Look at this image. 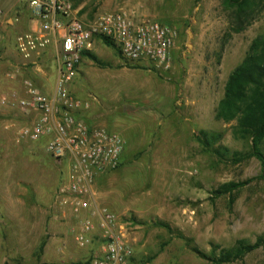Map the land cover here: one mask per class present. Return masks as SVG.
<instances>
[{"label": "rangeland", "instance_id": "1", "mask_svg": "<svg viewBox=\"0 0 264 264\" xmlns=\"http://www.w3.org/2000/svg\"><path fill=\"white\" fill-rule=\"evenodd\" d=\"M70 1L84 21L137 8L176 30L168 70L126 62L115 47L96 38L89 51L97 59L82 58L70 86L87 104L77 110L81 120L125 140L120 164L99 174L94 184L98 201L117 214L130 244L124 264H218L197 250L211 256L238 240L256 242L264 234L260 163L253 156L232 160L233 152L247 154L251 141L234 137L235 122L216 120L214 109L228 74L264 32V0H253L252 19L239 32L231 28L234 18L224 0ZM8 4L0 28V264H53L50 240L70 253L58 264H87L104 244L100 237L78 246L77 219L55 202L67 164L45 151L46 137L18 140L17 128L30 125L34 113L1 103L12 92L22 94L26 78L42 77L50 87L55 74L50 47L47 58L36 63L21 58L15 39L34 17L28 0ZM201 130L220 138L205 147L196 138ZM230 181L244 183L231 193L214 194ZM220 264H264V243Z\"/></svg>", "mask_w": 264, "mask_h": 264}, {"label": "built area", "instance_id": "2", "mask_svg": "<svg viewBox=\"0 0 264 264\" xmlns=\"http://www.w3.org/2000/svg\"><path fill=\"white\" fill-rule=\"evenodd\" d=\"M38 27L15 39L18 53L25 62L37 58L58 36L60 45L54 54L56 80L51 94L41 92L31 78L23 81L21 95L12 92L1 98L22 114L34 112L30 125L17 128V139L37 141L47 138L45 151L68 166L65 180L54 192L59 208H66L77 219L73 239L78 246L91 243V233L98 228L104 248L90 257L87 264H124L131 247L117 214L102 205L94 184L99 174L117 166L125 140L118 132L87 124L77 116L83 104L70 86L82 60L83 50H90L96 38L106 37L126 62L145 63L168 70L176 30L137 8L105 12L91 21L76 16L70 0H28ZM4 12L0 0V28Z\"/></svg>", "mask_w": 264, "mask_h": 264}, {"label": "trees", "instance_id": "3", "mask_svg": "<svg viewBox=\"0 0 264 264\" xmlns=\"http://www.w3.org/2000/svg\"><path fill=\"white\" fill-rule=\"evenodd\" d=\"M224 3L234 18L231 22L233 31L239 32L244 29L252 19L253 0H224ZM75 5L73 4V8ZM100 38L106 45L115 47L108 38ZM117 52L120 55L118 49ZM81 55L82 58L97 59L89 50H83ZM214 118L225 123L234 121L231 127L232 135L240 139H250L251 150L245 155L233 152L232 160L240 161L243 158L255 157L260 163L259 177L264 180V152L262 150L264 146V32L251 40L241 62L228 74L224 83L223 96L214 109ZM196 138L205 147H209L212 142L220 138V135L201 130ZM213 151L220 153L219 149H213ZM120 161L121 157L117 166ZM243 183L225 182L214 190V194L218 196L231 193ZM262 243H264V234L259 236L254 243L238 240L233 247L221 250L218 255L208 256L198 250L197 252L203 258L220 264L240 259ZM38 249H43V245L40 244Z\"/></svg>", "mask_w": 264, "mask_h": 264}, {"label": "crops", "instance_id": "4", "mask_svg": "<svg viewBox=\"0 0 264 264\" xmlns=\"http://www.w3.org/2000/svg\"><path fill=\"white\" fill-rule=\"evenodd\" d=\"M8 1L9 0H1V5H2V9H3V12H4V17H5V15L7 14V12H9V4H8ZM74 10L76 11V9L74 8ZM32 17H34V16H32ZM7 21H9V19H7ZM30 22L32 23H30V27H29V29H35L36 27H38V20L36 19V18H33L32 20H30ZM59 45H60V39H59V37L57 36L56 37V35H55V37L52 39V43L46 48V51L44 50L43 52V54H41L39 57H38V59L41 61L42 60V57H43V55H44V59H46L47 58V50H49V47L50 48H52V49H54V53H53V58L51 57V60H53V66H54V72H55V74H54V83H55V80H56V66H55V61H54V54H55V51H56V49L59 47ZM43 59V60H44ZM37 68L38 69H40L38 66H37ZM44 83H43V82ZM35 82V85L38 87V89L41 91V92H43V93H45V94H51L52 92H53V89H54V83H52L51 85H50V87H49V85H48V83H46V80H44V79H42V77H38V78H36V81H34ZM46 84H47V86H46ZM2 103V102H1ZM2 104H4V105H6V103H2ZM34 113V112H33ZM37 114L36 113H34V116H36ZM27 190V189H26ZM28 193V192H27ZM18 194H21V193H18ZM22 195V194H21ZM21 195H18V200H21ZM32 197H34V194H33V192L30 190L29 191V193H28V195H27V197L28 198H32ZM54 212V211H53ZM49 215V214H48ZM56 215V214H55ZM67 215H70L71 216V213H70V211L68 210V213H67ZM65 216V213L64 212H62V215L61 216H59V217H64ZM48 217V219L50 218V222L52 223V222H56L55 220H54V218L52 217H49V216H47ZM55 218H56V216H54ZM98 232V229H94L93 231H92V233H91V238H92V240L94 239V240H98L99 241V239H100V236H99V234L97 233ZM53 239V238H52ZM51 241V256L53 257V259H54V261L53 262H51V263H53V264H58L59 262H55V261H59L60 259H63V258H65L66 257V255L65 254H67V255H69L70 253L67 251V250H65V247L64 246H62L61 244H59V242H55L54 240H50ZM55 246H58L57 248L55 247ZM72 256V254L70 255V257ZM64 261V260H63Z\"/></svg>", "mask_w": 264, "mask_h": 264}]
</instances>
